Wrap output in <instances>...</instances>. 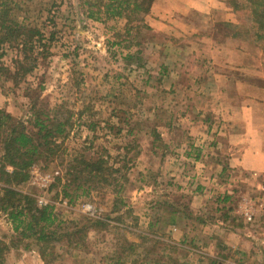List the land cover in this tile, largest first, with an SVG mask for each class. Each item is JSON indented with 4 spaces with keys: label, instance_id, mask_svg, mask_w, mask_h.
<instances>
[{
    "label": "rangeland",
    "instance_id": "obj_1",
    "mask_svg": "<svg viewBox=\"0 0 264 264\" xmlns=\"http://www.w3.org/2000/svg\"><path fill=\"white\" fill-rule=\"evenodd\" d=\"M227 1L239 5L245 29L253 26L245 0ZM107 2L33 0L30 21L48 41V54L18 83L0 75V112L13 124L30 131L35 112L67 123L57 154L32 166L17 188L36 205L41 197L49 202L61 224L56 237H64L46 244L23 238L0 212L5 264H264V208L251 224L237 214L243 199L264 205V185L221 172L219 122L197 114L191 62L175 70L174 54H159L166 35L130 31L127 11L108 18L102 9L100 21L88 17L89 3ZM10 59L8 53L2 63L11 65ZM207 127L213 132L200 148L197 132ZM82 158L104 161L110 185L97 184L86 196L77 191L70 204L62 185L78 167L72 161ZM83 204L96 209L94 218ZM87 221L104 226L75 234ZM240 231L258 237L256 247L241 246Z\"/></svg>",
    "mask_w": 264,
    "mask_h": 264
},
{
    "label": "crops",
    "instance_id": "obj_2",
    "mask_svg": "<svg viewBox=\"0 0 264 264\" xmlns=\"http://www.w3.org/2000/svg\"><path fill=\"white\" fill-rule=\"evenodd\" d=\"M145 23L166 35L159 54L173 53L175 70L191 62L197 114L219 122L216 154L226 163L221 172L250 175L264 185V40L253 26L245 29L227 0H156ZM207 128L198 129L200 148L213 132ZM238 238L244 247L259 241L248 231Z\"/></svg>",
    "mask_w": 264,
    "mask_h": 264
},
{
    "label": "trees",
    "instance_id": "obj_3",
    "mask_svg": "<svg viewBox=\"0 0 264 264\" xmlns=\"http://www.w3.org/2000/svg\"><path fill=\"white\" fill-rule=\"evenodd\" d=\"M32 1L0 0V75H8L15 83L36 69L39 59L45 58L49 50V43L45 41L40 27L30 21L29 5ZM107 1L102 7L89 3L88 17L100 21L96 14L99 15L102 9L108 18L122 17L123 12L127 11L129 17L126 20L130 31L141 27L150 30L145 25L144 18L156 0ZM245 3L247 17L255 28L257 39L264 40V0H245ZM229 4L243 23L245 18L242 20L238 12L239 5L236 2ZM93 9L97 11L94 12ZM8 53L12 54L11 65H4L2 59ZM12 121L11 116L0 112V212L7 216L13 231L23 238H34L37 243L44 244L60 240L64 236L56 237L61 224L53 213V207H38L32 196L21 194L17 188L28 181L32 166L48 161L57 154L59 145L56 141L67 132V123L53 121L37 112L33 114L30 131L23 124H13ZM72 162H76L78 167L61 190L68 203L78 199L77 195L73 197V193L77 191L86 196L97 184L110 185V179L105 175L107 168L104 161L82 158ZM87 223L90 224L89 227H83L75 231V234L81 235L93 227L104 226L101 221ZM6 250L8 247L0 240V264H5L3 253Z\"/></svg>",
    "mask_w": 264,
    "mask_h": 264
},
{
    "label": "built area",
    "instance_id": "obj_4",
    "mask_svg": "<svg viewBox=\"0 0 264 264\" xmlns=\"http://www.w3.org/2000/svg\"><path fill=\"white\" fill-rule=\"evenodd\" d=\"M43 181L49 184L50 182L53 181V179L49 176H45ZM47 184H45L44 186L46 187ZM262 191L264 192V187L262 188ZM37 206L47 207L50 205H49V202L44 197H41V198H38L37 200ZM263 208H264L263 204H259V203L257 204L253 202L252 200L243 199L242 202H240V204L238 205L237 214H238V217L243 222H245L246 224H251L253 223L254 218L257 215V211L259 209L263 210ZM82 209L85 215H87L88 217L94 218L96 216V213H97L96 209L90 204H83Z\"/></svg>",
    "mask_w": 264,
    "mask_h": 264
}]
</instances>
